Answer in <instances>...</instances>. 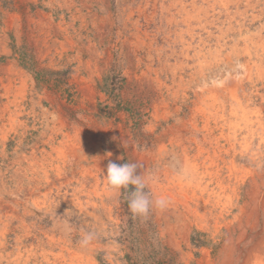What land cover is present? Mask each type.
Instances as JSON below:
<instances>
[{"label": "rangeland", "instance_id": "rangeland-1", "mask_svg": "<svg viewBox=\"0 0 264 264\" xmlns=\"http://www.w3.org/2000/svg\"><path fill=\"white\" fill-rule=\"evenodd\" d=\"M189 1L0 0V264H238L260 238L264 131L247 150L241 135L217 138L225 163L210 165L211 153L195 175L182 147L192 159L193 139L229 116L227 96L221 112L200 91L211 112H196L203 59L249 46L251 74L235 79L264 93V52L251 43L264 39V0H240L231 16L215 0L199 22ZM109 161L138 163L145 190L167 206L133 218L127 193L107 185Z\"/></svg>", "mask_w": 264, "mask_h": 264}, {"label": "bare ground", "instance_id": "bare-ground-1", "mask_svg": "<svg viewBox=\"0 0 264 264\" xmlns=\"http://www.w3.org/2000/svg\"><path fill=\"white\" fill-rule=\"evenodd\" d=\"M182 1V0H181ZM188 1V0H187ZM202 3H200L199 5H196L198 0H192L189 1L191 3L190 7L191 9H193L194 13L196 14L195 19L197 22L199 21H203L204 19H207V15L209 14L210 11H214L216 9V1L215 0H200ZM219 1V0H218ZM226 0V2H224L221 5H218L220 8V13L225 14L226 16L230 15L231 16V9L232 7H234V11L239 7V3L240 0ZM246 1V0H244ZM185 2V1H184ZM251 2V1H250ZM256 2V1H255ZM175 3V2H174ZM189 3V4H190ZM221 3V2H220ZM203 4H207L206 7L203 6ZM229 4H231V6H229ZM242 4V3H241ZM174 5V4H173ZM179 5V4H178ZM251 5V4H250ZM171 6V5H170ZM245 6V5H243ZM252 6V5H251ZM257 6V5H256ZM264 6V5H263ZM247 7V6H245ZM253 7V6H252ZM260 7V6H259ZM258 7V9H259ZM183 9H186L185 7ZM255 9V8H254ZM262 9V8H261ZM239 10V8H238ZM249 10V9H247ZM257 10V9H255ZM188 11V10H187ZM233 11V12H234ZM240 11V10H239ZM243 11V10H242ZM244 12V11H243ZM249 12V11H248ZM260 12V11H259ZM189 13V12H187ZM212 13V12H211ZM216 13V12H215ZM235 13V12H234ZM237 13V12H236ZM240 13V12H239ZM213 14V13H212ZM217 14V13H216ZM233 14V13H232ZM259 14V13H258ZM204 15V16H203ZM221 15V14H220ZM243 15V14H241ZM249 15V14H248ZM247 15V16H248ZM262 15V14H261ZM207 16V17H206ZM218 16V15H217ZM225 16V17H226ZM259 16V15H258ZM234 17V16H233ZM244 17V16H243ZM257 17V16H256ZM216 18V17H215ZM236 18V17H235ZM239 18V17H238ZM237 18V19H238ZM260 18V17H259ZM258 18V19H259ZM214 19V18H213ZM212 19V20H213ZM246 19V18H245ZM229 20V19H228ZM241 20V19H240ZM243 20V19H242ZM241 20V21H242ZM253 20H256L255 18ZM187 21V20H186ZM211 21V20H210ZM246 21H248V19H246ZM251 21V19H250ZM189 22V21H188ZM217 22V20H216ZM250 23V22H249ZM247 23V24H249ZM206 24H209L206 22ZM211 25V24H210ZM214 25V24H213ZM200 27V26H199ZM209 27V26H208ZM240 27V26H239ZM261 27V26H260ZM259 27V28H260ZM205 28V27H203ZM207 28V27H206ZM258 28V30H259ZM227 29V28H226ZM239 29V28H238ZM261 29V28H260ZM202 30V28L200 29ZM240 30V29H239ZM206 31V30H205ZM210 31V30H209ZM207 33V32H206ZM254 33V32H253ZM200 34V33H199ZM211 35V34H210ZM250 35V34H249ZM240 36V35H239ZM252 36V35H251ZM260 36V34L258 35V37ZM193 37V36H192ZM201 38V37H200ZM247 38V37H246ZM252 37H250L249 39H251ZM201 41V40H200ZM203 43V42H202ZM251 43L256 47V49H261L264 52V39L262 37L256 38V40H252ZM224 44V43H223ZM220 45V44H219ZM200 46V45H199ZM207 46V45H206ZM236 46V45H235ZM196 48V47H195ZM223 48V47H222ZM218 49V48H217ZM205 50V49H204ZM250 47L245 45L242 46V48L238 49L237 47H234L231 52L227 55L222 56L221 53H213L214 55H210L207 58L203 59L204 61L199 62V66L198 69L196 70V73L198 74V81L195 82L196 86H194V90L193 93L194 95H196V97L198 98L196 100V102H194V106L197 108L196 112H200V113H206V111H210L208 110L206 103L204 102L203 98H205V100H209L211 101L213 106L218 107V109L223 112L224 111V102H225V97L227 96V98H229V111L228 114L229 116L226 119H229L228 121H224L221 120L222 116H219L218 114H216L214 116V120H213V125L211 127H208L207 129H205L204 131H202L203 133H205L203 135L202 138H204L203 141L204 143L202 144L201 141L199 139H193V141L196 143L195 145L198 148V151L196 153L195 157H190L189 152L187 151L188 147H182L183 149V154H184V163L186 166L189 167L190 172H192V174H196L197 173V166L200 164L204 165V162L207 161L208 159H211L210 161V165L213 163L214 164H218L219 162L223 161L224 162V157L217 155V151L218 148L220 146V144H218V139L224 138L226 140V142L231 141V145L233 143H235L237 140V137H239L240 135L242 136V138H246V147L245 150L248 149L249 145H251V142H253L254 136L255 134L258 132V130L264 131V119L262 111H264V106H263V101H264V93H259V89L256 87L255 83H253V81H250L251 86L253 87L254 90L250 93H247L246 90L248 88L249 85H244L243 82L236 80L235 77L237 79L240 78V76L243 73V69L246 70L247 73L251 72L247 71V68L250 67L251 65H254L250 59H251V51ZM209 51V50H208ZM254 51V50H253ZM256 51V50H255ZM211 52V51H210ZM209 52V53H210ZM216 52V51H215ZM201 54V53H200ZM255 54V53H254ZM257 55V53H256ZM253 56V55H252ZM246 57V63L241 62V58ZM258 61V58H257ZM241 62V63H240ZM255 62V61H254ZM262 62V61H261ZM263 63V62H262ZM257 65H260L259 63ZM261 66V65H260ZM257 69V68H256ZM261 69V68H260ZM264 72V71H263ZM244 74V73H243ZM262 74V73H261ZM230 75V84H229V88L227 89L226 92L223 91L222 86H224V82L225 79ZM246 75V74H245ZM249 75V74H248ZM246 78H250V76H248ZM176 76V75H174ZM173 76V77H174ZM262 76V75H261ZM178 77V75H177ZM244 77V76H243ZM176 79V78H175ZM194 75L191 77V80H194ZM250 79H248L249 81ZM261 82L263 79H260ZM227 81V80H226ZM259 80H257L258 82ZM183 82V81H182ZM264 83V82H263ZM183 84V83H182ZM192 84V83H191ZM262 84V83H259ZM173 85V84H172ZM177 85V84H176ZM186 86V85H185ZM188 88V85H187ZM260 88V87H259ZM184 89V88H183ZM205 90V91H202ZM203 95L199 96L200 92ZM255 97V98H254ZM258 97V98H257ZM257 98V99H256ZM184 100V99H183ZM256 100H261V102H258ZM208 101V102H209ZM199 103H204L205 105H200ZM186 104V103H185ZM211 106V107H213ZM212 109V108H211ZM228 110V108H226ZM194 111V110H193ZM211 112V111H210ZM198 114V113H196ZM207 114V113H206ZM223 114V113H222ZM221 114V115H222ZM200 115V114H199ZM202 115V114H201ZM214 115V114H213ZM225 115V114H224ZM233 116V117H232ZM194 118V117H192ZM191 118V119H192ZM201 118H203V116H201ZM230 118H234V119H230ZM177 119V118H176ZM196 119V118H195ZM263 119V120H262ZM193 121V120H192ZM207 121V119H206ZM230 121V122H229ZM205 122V121H203ZM210 122V121H209ZM243 122L244 125L241 126L239 123ZM196 123V122H195ZM192 123L191 126L193 128L196 129V131L199 132L198 126ZM190 124V123H189ZM209 123L208 121L204 123V126H207ZM212 124V123H211ZM229 125V128L231 130H229L230 132L225 134L223 132L224 130V126ZM202 126V125H201ZM200 126V127H201ZM186 131V130H185ZM207 131V132H206ZM243 132V133H242ZM196 134V133H195ZM226 135V136H225ZM263 132L259 133V139L261 140V142H263V148H264V137H263ZM214 136V137H212ZM192 141V142H193ZM206 141L208 143H206ZM243 141V140H242ZM193 142V143H194ZM238 142V141H237ZM236 142V143H237ZM245 142V140H244ZM257 142V141H256ZM259 142V141H258ZM184 143V142H183ZM230 143V142H229ZM179 144V143H178ZM204 144H209L207 147L204 146ZM242 147V146H241ZM174 148V147H173ZM193 148V147H191ZM233 148V147H232ZM179 149V148H178ZM260 150V149H259ZM224 151H228V150H224ZM229 150V155L231 158H229V169L230 172H232V170L234 171V169L237 167V165L235 164V151L230 154ZM233 151V150H232ZM261 151V150H260ZM259 151V152H260ZM181 152V151H180ZM172 153V152H171ZM191 153V152H190ZM214 154L212 157H208L209 154ZM243 153V152H242ZM203 156L204 158L201 159L200 162V157ZM215 156V157H214ZM244 156V154H243ZM247 156V155H246ZM239 157V156H238ZM72 159V158H71ZM251 160L256 161L257 164L261 163L263 158L260 159L252 157ZM220 166V165H218ZM263 168V167H262ZM236 170V169H235ZM208 171V170H207ZM256 171V170H255ZM254 171H251V173ZM205 173V172H204ZM203 173V174H204ZM250 173V175H251ZM263 173V171H262ZM191 174V175H192ZM254 174V173H253ZM257 175H259V173H256ZM255 174V175H256ZM63 175V174H62ZM222 175V174H219ZM245 173L242 175L244 176ZM255 175H253L252 179L255 177ZM215 176V175H214ZM197 177V176H196ZM216 177V176H215ZM231 177V176H229ZM259 177V176H258ZM195 178V177H194ZM236 178V177H235ZM264 178L263 175L260 176V179ZM202 180V179H201ZM230 180V179H228ZM244 180V178H243ZM241 180L240 184H238L236 186V189H239L240 186L242 185V183H244V181ZM191 181V180H190ZM238 181V180H237ZM264 181V179H263ZM220 186H222V181L217 180L216 181ZM34 183V182H33ZM180 183V182H179ZM197 183V182H195ZM253 183V182H251ZM250 183V184H251ZM181 184V183H180ZM199 184V183H198ZM217 184V185H218ZM218 185V186H219ZM191 186V184H190ZM255 186V185H253ZM260 186V185H259ZM242 188V187H241ZM191 190V189H190ZM222 190V189H221ZM232 190L234 191V189L232 188ZM188 191V190H187ZM237 191V190H236ZM248 191V190H247ZM185 192V191H184ZM257 192V190H256ZM233 193V192H231ZM240 193V192H239ZM259 193L261 194V198H263L264 196V190L259 189ZM208 194V193H207ZM235 195L236 192H235ZM239 197V196H238ZM209 199V198H208ZM217 199V198H216ZM229 199V198H226ZM236 199V198H235ZM242 199V198H241ZM230 200V199H229ZM237 200V199H236ZM237 202V201H236ZM225 204V203H224ZM247 206V205H246ZM244 207V205H243ZM239 208V207H238ZM242 208V207H241ZM245 208V207H244ZM242 210V209H241ZM245 210V209H244ZM184 211V210H183ZM233 211V210H232ZM241 212V211H240ZM187 213V212H186ZM236 213V212H235ZM238 213V211H237ZM201 214V213H200ZM230 214V213H229ZM234 215V214H233ZM233 219V218H232ZM232 226V225H231ZM260 228V227H259ZM230 229V228H229ZM261 236L260 238L255 241L256 243L252 244L253 246L249 247L248 249H246V253L244 254V258L242 259V261L238 264H264V228L262 229V231L260 232ZM250 235V234H249ZM254 238H257L256 235H254ZM250 241H253V238L250 239ZM183 242V241H182ZM251 243V242H250ZM6 245V244H5ZM246 245V244H245ZM63 246V245H62ZM247 246V245H246ZM49 248V247H48ZM245 248V247H244ZM243 248V249H244ZM22 250V249H21ZM81 250V249H80ZM78 249V251H80ZM82 251V250H81ZM80 251V252H81ZM73 253V252H72ZM27 254V253H26ZM208 254V253H207ZM74 255V254H73ZM80 255V254H79ZM243 255V254H242ZM45 256V255H44ZM77 259V258H76ZM35 264V263H34Z\"/></svg>", "mask_w": 264, "mask_h": 264}, {"label": "clouds", "instance_id": "clouds-1", "mask_svg": "<svg viewBox=\"0 0 264 264\" xmlns=\"http://www.w3.org/2000/svg\"><path fill=\"white\" fill-rule=\"evenodd\" d=\"M139 168L138 163L118 164L109 161L105 176L110 189L116 191L123 189L127 193L128 208L133 218L146 219L153 208L163 209L167 206L168 201L164 198L155 200L151 198L150 193L145 190L147 185L142 174H137ZM129 186H134V188L129 190ZM94 238L95 234L89 232L82 237L79 243L81 247H87Z\"/></svg>", "mask_w": 264, "mask_h": 264}]
</instances>
